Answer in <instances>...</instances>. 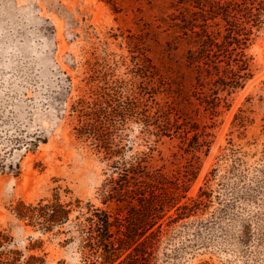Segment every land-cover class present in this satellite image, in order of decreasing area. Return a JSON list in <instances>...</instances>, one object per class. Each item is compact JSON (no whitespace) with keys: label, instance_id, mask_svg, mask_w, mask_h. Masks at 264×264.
<instances>
[{"label":"rangeland","instance_id":"rangeland-1","mask_svg":"<svg viewBox=\"0 0 264 264\" xmlns=\"http://www.w3.org/2000/svg\"><path fill=\"white\" fill-rule=\"evenodd\" d=\"M207 30L219 46L199 66ZM81 97L112 111L139 103L118 128L102 127L111 155L78 137L71 104ZM240 107L246 126L234 122ZM263 117L264 0H0V223L21 249L42 238L54 264L80 263L77 242L62 245L68 233L43 235L18 220L20 199L58 189L68 199L70 189L115 209L133 194L128 184L196 195L213 168L215 203L173 223L160 255L171 252L169 264H264ZM231 142L244 160L234 169L222 158ZM135 154L146 161L140 181L128 182L115 165ZM105 189L114 195L107 205Z\"/></svg>","mask_w":264,"mask_h":264},{"label":"trees","instance_id":"trees-1","mask_svg":"<svg viewBox=\"0 0 264 264\" xmlns=\"http://www.w3.org/2000/svg\"><path fill=\"white\" fill-rule=\"evenodd\" d=\"M204 36L201 37L200 47L196 52V54L202 53V58L194 62L199 66L202 63L208 64L205 58L209 57L213 45L218 42L215 34L208 30ZM226 38V43L229 44V37L226 36ZM189 53L192 58H196L194 50H190ZM199 72L197 78L200 80L205 73ZM65 81L68 83L62 82V84L67 91L68 88L73 87V81L68 74ZM66 98V96L63 98L64 103L67 101ZM110 101L106 102L111 106ZM71 108L78 117L76 126L78 137L97 139L101 148L104 147L106 150L109 148L108 154L110 155L113 139L105 137L102 131L105 128L102 127L118 128L119 121H124L126 117L139 113V103L127 109L126 112L123 108H114L115 110L112 111L107 110L96 99L89 100L86 97L72 102ZM234 122L236 126L247 125V115L242 107L236 112ZM241 151L231 142L222 154V158L230 162L231 169L244 162ZM144 154L147 153L143 152ZM262 155L264 158V150ZM142 158L141 154H135L131 160L123 163L116 162L115 168L118 169L123 180L130 182L133 178L135 181H140L137 176L142 175L146 161ZM259 170L264 172V166L259 167ZM217 171V168L209 171L196 195L178 196L166 192L160 196L147 190L137 189L135 191L129 188L128 184V187H123V189L132 191L133 194L122 193V197L116 198L119 201L118 204L120 203L119 207L111 209L98 205L91 199L85 200L75 195L70 189L66 190L70 197L64 199L58 189L52 196H44L36 201L27 202L20 199L12 208V212L18 220L36 227L43 235L57 236L60 233H68L62 245L77 242V250L81 257V262L78 264H169L165 260L171 257L172 253L163 251L160 255L161 243L169 234L173 223L192 216H201L209 211L215 203L213 181L218 178ZM146 176L149 174L146 173ZM112 180L115 181V178ZM114 188L113 186V190ZM103 194V201L107 205L112 200L110 196L113 198L114 195L107 189ZM172 209L174 211L171 213ZM215 213L216 209L212 210L211 215ZM194 221H198V218ZM66 225L69 226L67 230L63 228ZM252 233L251 226L245 224L240 237L241 242L248 244L252 239ZM29 239L31 240L30 245H27L25 249L19 248L12 229L0 223V264H54L49 261L48 253L40 250L44 240L34 239L33 235ZM200 264L209 263L203 261Z\"/></svg>","mask_w":264,"mask_h":264}]
</instances>
